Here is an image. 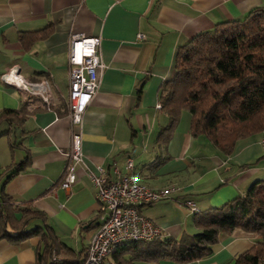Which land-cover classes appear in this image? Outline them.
Returning <instances> with one entry per match:
<instances>
[{"label":"crops","instance_id":"obj_1","mask_svg":"<svg viewBox=\"0 0 264 264\" xmlns=\"http://www.w3.org/2000/svg\"><path fill=\"white\" fill-rule=\"evenodd\" d=\"M256 9H264V0H0V111L23 110L20 119L0 118V189L9 210L7 222L0 219L7 233L0 237V264H38L40 234L14 236L25 220L23 229L46 225L71 249L59 264L83 255L103 210L83 168L97 173L100 165L114 178V167L126 173L130 157L140 182L175 186L169 198L139 205L160 226L162 237L175 239L197 231L196 215L264 181V133L239 141L226 156L206 138L191 135V115L181 110L166 142L158 143L168 122L157 107L160 87L175 74L179 47ZM46 26L41 39L24 47L20 33ZM72 32L100 38L104 66L80 127L83 163L76 182L63 189L55 182L65 164L61 150L69 147L73 129L68 118ZM21 80L46 82L48 102L25 90ZM186 201L194 202L196 211ZM26 208L43 217L34 218ZM255 240L235 229L197 260L140 264H234Z\"/></svg>","mask_w":264,"mask_h":264},{"label":"trees","instance_id":"obj_2","mask_svg":"<svg viewBox=\"0 0 264 264\" xmlns=\"http://www.w3.org/2000/svg\"><path fill=\"white\" fill-rule=\"evenodd\" d=\"M45 29L47 26L22 32L19 39L28 47L43 37ZM158 101L168 117L158 133L159 144L170 136L181 110L191 115V135L206 138L226 156L234 152L239 141L264 133V9H256L242 19L220 22L180 46L175 74L161 85ZM22 112L3 109L0 118L10 122L20 119ZM7 201L0 189V219L5 222ZM26 209L34 218L43 217L36 210ZM26 223L14 236L18 239L29 233L40 234L43 252L37 255L38 264H59L68 259L71 249L48 226L26 230ZM193 223L197 231L179 239L159 236L149 241L124 242L108 260L113 264L190 262L209 255L221 235L240 229L256 240L235 258L234 264H264V181L253 183L244 195L196 215ZM5 231L0 222V237L7 236ZM84 256L85 251L71 263L81 264Z\"/></svg>","mask_w":264,"mask_h":264},{"label":"built area","instance_id":"obj_3","mask_svg":"<svg viewBox=\"0 0 264 264\" xmlns=\"http://www.w3.org/2000/svg\"><path fill=\"white\" fill-rule=\"evenodd\" d=\"M138 37L143 36L138 34ZM99 43L98 36H85L78 32L69 34L68 118L73 129L69 147L61 150L65 164L55 182V185L63 189L70 188L76 182L77 168L83 163L80 127L84 110L98 87L104 66L98 53ZM20 83L25 90L48 102L46 82L28 84L21 80ZM133 168L130 157L125 161L126 173L122 174L114 167V178H110L100 165L97 166V173L83 168L95 187V196L102 204L103 213L85 249L81 264H113L108 257L118 245L133 240L149 241L161 236L160 226L144 216L139 211V205L167 199L176 188L173 185L150 187L140 182ZM186 204L192 211H196L194 202L186 201Z\"/></svg>","mask_w":264,"mask_h":264}]
</instances>
